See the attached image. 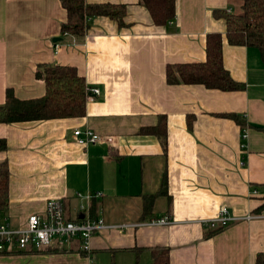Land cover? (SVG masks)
<instances>
[{
    "label": "crops",
    "instance_id": "obj_1",
    "mask_svg": "<svg viewBox=\"0 0 264 264\" xmlns=\"http://www.w3.org/2000/svg\"><path fill=\"white\" fill-rule=\"evenodd\" d=\"M86 2L124 5V27L92 18L78 40L62 34L60 0H0V105L7 89L20 100L42 98L35 73L43 65L74 67L99 90L83 117L0 124L9 170L3 213L23 228L60 201L67 219L104 228L88 254L77 240L0 254V264H152L155 249L168 250L169 264H256L264 254V64L256 49L229 45L224 19L214 16L238 13L239 1L175 0L164 26L140 0ZM209 34L221 35L223 66L244 90L166 82L168 66L205 61ZM160 126L164 137L142 132ZM86 128L102 140L78 145L73 132ZM220 208L240 220L212 234L203 221ZM161 218L172 224H152Z\"/></svg>",
    "mask_w": 264,
    "mask_h": 264
},
{
    "label": "trees",
    "instance_id": "obj_2",
    "mask_svg": "<svg viewBox=\"0 0 264 264\" xmlns=\"http://www.w3.org/2000/svg\"><path fill=\"white\" fill-rule=\"evenodd\" d=\"M238 13L215 11L214 16L222 18L226 25V41L231 46L253 48L260 54L264 64V0H238ZM66 12V21L61 26L62 34L67 33L78 40L83 39L92 18L106 17L124 27V5L88 4L86 0H60ZM157 26L171 22L176 15L175 0H140ZM206 58L203 63L168 66L166 82L169 85H201L206 89L223 92L242 91L244 84L232 79L225 70L222 60V37L209 34L205 45ZM35 78L44 83L45 94L40 99L20 100L12 89L5 91V101L0 105V124L11 125L22 122L80 118L85 115L90 88L76 68L60 65L38 66ZM227 118L240 123L236 115ZM164 137L160 127L142 130ZM6 142L0 140V152L6 150ZM9 170L6 161L0 162V211L8 204ZM165 186V181L162 188ZM163 190L159 194H162ZM157 195L146 197L148 209ZM264 209V204L259 208ZM222 229L211 230L212 234ZM47 250V249H46ZM45 251V250H43ZM39 251V252H43ZM152 264H169L168 250L152 251ZM256 264H264V254H258Z\"/></svg>",
    "mask_w": 264,
    "mask_h": 264
},
{
    "label": "built area",
    "instance_id": "obj_3",
    "mask_svg": "<svg viewBox=\"0 0 264 264\" xmlns=\"http://www.w3.org/2000/svg\"><path fill=\"white\" fill-rule=\"evenodd\" d=\"M63 35L68 36L67 33ZM89 93L88 99L92 100L93 97L99 95V90L91 88ZM73 136L75 142L83 147L102 140L101 136L88 128L83 131L75 130ZM96 196L99 197L100 194ZM83 210L81 209V211ZM251 218V216H247L243 220H250ZM238 220L240 219L230 216L225 208H220L214 218L203 221V223L209 230H216L225 229ZM152 224L168 226L172 222L169 218H161L154 220ZM102 228L104 226L101 222L88 218L79 221L67 219L60 201H48L43 214L30 215L25 227L18 229L12 228L5 214L0 211V254L39 252L48 249L52 245L63 249L77 240L80 241L81 251L88 254L90 250L89 242L93 234Z\"/></svg>",
    "mask_w": 264,
    "mask_h": 264
},
{
    "label": "water",
    "instance_id": "obj_4",
    "mask_svg": "<svg viewBox=\"0 0 264 264\" xmlns=\"http://www.w3.org/2000/svg\"><path fill=\"white\" fill-rule=\"evenodd\" d=\"M60 39H53V43L56 44L57 42H59Z\"/></svg>",
    "mask_w": 264,
    "mask_h": 264
},
{
    "label": "rangeland",
    "instance_id": "obj_5",
    "mask_svg": "<svg viewBox=\"0 0 264 264\" xmlns=\"http://www.w3.org/2000/svg\"><path fill=\"white\" fill-rule=\"evenodd\" d=\"M237 11V8H234V12H236Z\"/></svg>",
    "mask_w": 264,
    "mask_h": 264
}]
</instances>
